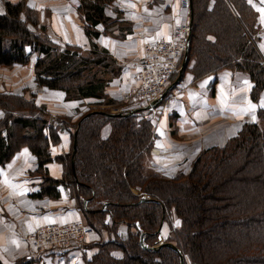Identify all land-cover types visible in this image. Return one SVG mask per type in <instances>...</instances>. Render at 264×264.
Instances as JSON below:
<instances>
[{"label": "trees", "instance_id": "trees-1", "mask_svg": "<svg viewBox=\"0 0 264 264\" xmlns=\"http://www.w3.org/2000/svg\"><path fill=\"white\" fill-rule=\"evenodd\" d=\"M113 1L82 0L79 7L92 41L90 55H83L75 45H57L27 0L5 1V10L0 13V65L29 63L31 48L39 53L37 84L63 90L69 99L94 98L102 104L108 79L98 76V70H114L115 60L93 37L101 34L98 24L109 28L112 23L105 7ZM210 1L190 0L193 24L184 72H189L194 82L215 76L212 93L222 70L246 72L254 85L250 95L258 101L264 90V53L252 38L259 30V9L247 0ZM106 101L114 103L111 98ZM16 103L18 100L10 96L0 98V109L5 113L0 118V165L27 146L37 157L36 171L43 179L40 192L34 196L57 198L58 187L71 183L96 231L110 227L106 218L98 215L114 219L112 232L116 233L125 220L134 227L126 240L117 234L94 244L97 250L87 264H180L176 250L168 246L151 250L140 243L142 232L147 245L158 241L159 227L166 222L168 212L174 213L180 224L172 227L173 235L165 241L180 248L184 264H264V108L258 109V122L243 124L225 145L203 150L189 172L169 177L151 167L157 139L155 117L145 113L110 116L96 110L89 116L92 111L85 113L75 124L66 119L57 126L39 116L41 110L34 115L12 113ZM18 106L23 108L22 103ZM109 123L111 132L103 137L102 129ZM64 126H71L64 129L71 132L72 151L54 159L51 145L60 141L59 131ZM22 129L29 132L21 134ZM53 160L63 164V178L48 174L47 165ZM133 186L151 200L139 202ZM85 199L89 200L87 207ZM96 199L100 201L97 207L89 209ZM104 202L112 208L106 206L103 213ZM34 262L24 257L14 264Z\"/></svg>", "mask_w": 264, "mask_h": 264}, {"label": "crops", "instance_id": "crops-1", "mask_svg": "<svg viewBox=\"0 0 264 264\" xmlns=\"http://www.w3.org/2000/svg\"><path fill=\"white\" fill-rule=\"evenodd\" d=\"M5 1L19 0H0V13L4 12ZM247 1L259 9V30L253 36L264 53V11H261L264 9V0ZM28 2L38 8L41 17L47 20L50 37L55 43L75 45L86 51L91 49L86 21L79 10L82 0ZM105 14L112 19V23L109 28L103 23L98 24L96 27L101 34L97 38L93 37V41L115 60L114 70L102 69L109 75L106 94L110 98L114 97L112 99H119L120 93L132 83L134 65L142 57L144 45L152 40L170 38L175 26L188 20L189 16L180 0H114L105 7ZM28 51L32 52L31 57H35L31 59L33 63L28 66L15 64L10 68L3 66L12 78L23 72V86L26 80L34 77L32 67L39 55L31 48ZM183 79L177 87L169 89L171 92L168 91L155 117L159 138L152 150L153 159L160 161L165 158L162 156H167L165 166L174 173L182 167L189 170L201 148L225 145L241 128L242 122L251 119L250 116L256 119L255 110L259 105L264 107V93L261 104L251 100L253 83L247 73L222 70L217 76L215 94H210L215 80L213 75L193 82L192 75L186 73ZM38 99V103L44 104L48 113L68 115L81 104L94 100L69 99L65 91L46 86L40 88ZM235 117L239 118L237 123ZM223 124L226 129L218 133ZM110 132L111 127L106 125L102 129L103 137H108ZM59 136V144L51 145L54 159L67 153L72 145L70 131L60 130ZM187 139L191 140V144ZM180 141H184V146H177L180 150L175 151L176 143ZM178 159L179 162L186 161L176 164ZM37 167V157L28 147H22L9 162L0 165V261L2 264H14L20 258L30 257L35 260L34 264H86L97 250L93 245L108 239L105 232H88L83 245L71 243L38 249L34 244L33 237L39 227L85 221L78 199L67 183L58 187L60 196L57 198L34 196L40 192L43 181L42 176L33 174ZM47 171L51 177L60 179L64 166L53 160L47 165ZM179 224L176 220L175 225Z\"/></svg>", "mask_w": 264, "mask_h": 264}, {"label": "rangeland", "instance_id": "rangeland-1", "mask_svg": "<svg viewBox=\"0 0 264 264\" xmlns=\"http://www.w3.org/2000/svg\"><path fill=\"white\" fill-rule=\"evenodd\" d=\"M215 2V0H211L210 1V3H214ZM5 3V2H4ZM27 3L30 5V6H32L29 2H28V0H27ZM180 3H181V6H182V8L184 9V10H186L187 12H188V20H184V21H182V22H180L179 24H177L176 26H178V25H181V24H183L184 22H186V21H191V18H192V20H193V16L191 15V8L189 9V8H187V7H185V6H183L182 5V2H181V0H180ZM32 7H34V6H32ZM190 7H191V5H190ZM3 8V7H2ZM35 8V7H34ZM35 9H37V11H38V15H39V18H40V21L41 22H43V23H45L46 24V26H47V33L49 34V29H48V23H47V20L45 21L42 17H41V11L38 9V8H35ZM4 10H5V7H4ZM43 16V15H42ZM259 19V15H258V18H257V20ZM262 20V19H261ZM260 26V25H259ZM192 32V31H191ZM49 36H50V34H49ZM254 37L255 36H253V38L252 39H254ZM51 38V37H50ZM57 45H59L61 48H65V45H61V44H58V43H56ZM99 47H100V45H98ZM101 49L103 48V47H100ZM104 49V48H103ZM91 50H92V41H91V49L90 50H83V49H81V53L83 54V55H90V52H91ZM34 56V55H33ZM31 57L30 58V62L29 63H27V64H23L24 66H28L29 64H31V62L33 63L34 61H32L31 59H34L35 57ZM181 62H182V60H181ZM182 64V63H181ZM34 65H35V63L33 64V67H34ZM2 67L4 66V65H1ZM113 66H115V64L113 65ZM0 67V98H7V97H11V98H14L16 101L18 100V103H22L23 104V108H20L19 106H18V103H16V110H13V112L12 113H15L16 115H18V114H20V111H22L24 114H38V111L37 110H41L42 111V114L41 115H39V116H42L43 118L45 117V119H48V122H49V125H51V124H55V125H57V126H60V125H62V123H63V121L64 120H70L71 122H72V124H75L76 122L75 121H77L81 116H83L85 113H87V112H89V111H95V110H104V111H112V109H115V106H121L120 104H121V97H122V94H123V92L125 91H123V92H121L120 93V95H121V97H120V95L119 96H117L119 99H113L114 100V103L113 104H107V103H105V102H107L106 100H108V99H110V97H108V95L106 94L105 95V98L103 99V101H102V104H100V102H99V100H97V99H94V100H92V101H89V102H86V103H83V104H81L79 107H78V109L76 110V111H74L72 114H70V115H68V114H58V113H56V112H51V113H48V110H45L44 109V104H40V103H38V95H39V91H40V88L42 87V86H40L39 84H37V82H36V80H35V67L33 68L32 67V73L34 74V77L32 78V80H26L25 81V86H23V82H24V79H23V76H22V74H23V72L21 73V74H16V78H12V76H11V73L8 71V70H6L5 68H10V67H12V66H5V68L3 67ZM105 69H99L98 70V76H100V77H103V78H108L109 77V75H107L106 73H105V71H104ZM231 70V69H230ZM233 72H242V73H246V72H243V71H234V70H232ZM92 73H94V70L92 71ZM186 73H189V72H184V76L186 75ZM190 74V73H189ZM133 75V74H132ZM191 75V74H190ZM178 76V75H177ZM184 76H182L183 78H184ZM182 77H181V79H182ZM177 78V77H176ZM176 80V79H175ZM175 80H172V82L170 83V85L171 84H173V82L175 81ZM184 80V79H183ZM182 80V81H183ZM192 80H193V76H192ZM181 81V80H180ZM179 81V82H180ZM179 82H178V84H177V86L179 85ZM194 82V81H193ZM169 85V86H170ZM177 86H174L173 88H175V87H177ZM254 85L252 84V87H253ZM106 89H107V87H106ZM211 90V89H210ZM14 92H16V93H14ZM170 92V91H169ZM211 93L210 94H215V90H214V93H212V90L210 91ZM264 93V90L261 92V94H260V98L258 99V101H254L253 99H252V97H251V95H250V98H251V100L252 101H254V102H256V103H258V104H261L260 103V99H261V97H262V94ZM112 98H114V97H112ZM111 98V99H112ZM167 98V97H166ZM164 101H165V98H164V100L162 101V103L161 104H163L164 103ZM161 104H159L160 106H161ZM107 105H109V106H107ZM158 105V106H159ZM159 106V107H160ZM158 107V108H159ZM36 108V110H34ZM259 108H264V107H262V106H260L259 105V107H258V109ZM258 109L257 110H255V113H256V119H255V121L254 122H258V115H257V113H258ZM32 111H34V112H32ZM158 112H159V109L158 110H156V111H147V112H144V113H146V115H149V116H152V117H156L157 115H158ZM4 115H5V113H4V111L2 110V109H0V118L2 119L3 117H4ZM13 115V114H12ZM15 116V115H14ZM250 118L251 119H248L247 121H244V122H242L241 124L243 125V124H245V123H247V122H253L252 120H253V117H251L250 116ZM239 120V118H237V117H235V123H237V121ZM110 127H111V124L109 123L108 124ZM72 126V125H71ZM71 126H64L63 128H61V130H65L64 128H71ZM225 126L226 125H222V127L220 128V130H218V133H221L224 129H226L225 128ZM59 128V127H58ZM4 130V129H3ZM239 131V130H238ZM237 131V132H238ZM21 134H24V133H26V132H29L28 131V129H22V130H20L19 131ZM71 133V132H70ZM215 135H216V133H214ZM236 135V134H235ZM157 138H159V136L157 137ZM186 141H188L190 144H191V140L190 139H187ZM228 141V140H227ZM156 142V141H155ZM155 142H154V147H153V149L155 148ZM184 141H180L179 143H176V146H175V148L174 149H176L175 151H179L180 150V148L179 147H177V146H179V145H182V146H184V143H183ZM227 143V142H226ZM58 144H59V142H58ZM215 146H221V145H215ZM223 146V145H222ZM24 147H27V146H24ZM210 147H212V146H209V147H203V148H201V150L198 152V156H199V154H201L202 153V151L203 150H205V149H207V148H210ZM29 148V147H28ZM187 148H185V150H186ZM20 150V149H19ZM18 150V151H19ZM72 151V145H71V147H70V149L68 150V152L67 153H65L63 156H67V155H69V153ZM174 151V152H175ZM33 153V152H32ZM35 155V154H34ZM162 157H167V156H162ZM161 159L160 161H156L155 159H153V155H152V160H151V167L154 169V170H156V171H158V172H160V173H162L163 175L165 174L166 176H169V177H173V176H175L176 174L178 175V174H180V173H182V172H184V173H187V172H189L190 171V169H191V167H192V164H193V162L195 161V159L197 158H195L192 162H191V165H190V169L189 170H187L186 168L185 169H182V168H184V167H182V168H180V169H178L177 171H175V173L174 172H171V171H168V167H166L165 166V162H166V160L168 159ZM178 157H176V158H171V160H175V159H177ZM170 159V158H169ZM186 161V160H185ZM185 161H182V162H179V159H178V161H177V163L176 164H183V163H185ZM9 162V161H8ZM157 162V163H156ZM187 170V171H186ZM33 174L34 175H38V173H37V171H34L33 172ZM63 175H64V173H63ZM61 178H63V176L61 177ZM68 184V183H67ZM69 186H70V188H72V193L76 196V197H79V195L77 194L78 192H77V189L75 190V186L74 185H72L71 183L70 184H68ZM132 192L135 194V195H140L139 197H140V199L143 197V196H149L147 193H145V192H143V191H141L138 187H136V186H133L132 187ZM78 195V196H77ZM150 197V196H149ZM99 200L98 199H96V200H94L93 202H91L90 204H89V209H92V208H95V207H97V205L99 204ZM105 203V202H104ZM109 202H107V209H110V208H112L111 206H109L110 204H108ZM81 209H82V207H80ZM99 208V210H101V207H98ZM82 211H83V213H84V210L82 209ZM103 213H104V211H103ZM98 216H101V217H105L106 218V222L110 225V227L109 228H106L105 230H104V232L106 233V237L107 238H114V237H116V235L118 234L119 235V237L122 239V240H126V239H128V237H129V233H130V231H132L133 229H134V227H133V225L132 224H130L129 222H127L126 220L125 221H122L121 223H120V225L118 226V229H117V231H116V233L115 232H112L113 230H111V226H112V224H113V222H114V219L110 216V215H107V216H103V215H98ZM84 217H85V221L83 222V224H85L91 231H94L95 230V228H93L90 224H89V222H88V220H87V218H86V216H85V213H84ZM108 218H110V221L108 222L107 220H108ZM176 220H177V222H180L179 221V218L174 214V213H171V212H168V214H167V218H166V222L164 221V223L162 222V224L160 225V227H159V236H161L162 237V241H164V242H167V241H165V240H168V238H170V236H172L173 235V229H172V227L173 228H175L176 227V225H175V222H176ZM105 237V238H106ZM168 242H171V241H168ZM173 243V242H172ZM152 245H155V243H153ZM177 246V245H176ZM178 247V246H177ZM179 248V247H178ZM21 259H23V258H20L18 261H20ZM18 261H16V262H18ZM15 262V263H16ZM88 262H86V264H87ZM189 264V263H188Z\"/></svg>", "mask_w": 264, "mask_h": 264}, {"label": "built area", "instance_id": "built-area-1", "mask_svg": "<svg viewBox=\"0 0 264 264\" xmlns=\"http://www.w3.org/2000/svg\"><path fill=\"white\" fill-rule=\"evenodd\" d=\"M181 2L190 9V0ZM190 30V22L186 21L175 26L170 38L152 40L144 45L142 57L134 65L132 83L122 94L121 106H115L114 110L129 111L146 107L162 96L171 82L172 75L181 67ZM159 106L139 113L156 111ZM90 231L83 223L44 225L37 229L33 241L38 249L71 243L83 245Z\"/></svg>", "mask_w": 264, "mask_h": 264}, {"label": "water", "instance_id": "water-1", "mask_svg": "<svg viewBox=\"0 0 264 264\" xmlns=\"http://www.w3.org/2000/svg\"><path fill=\"white\" fill-rule=\"evenodd\" d=\"M192 24H193V20L191 18V21H190V27L192 29ZM190 39H191V30L189 32V35H188V44L186 46V51H185V55H184V58H183V62L181 64V67L179 69V75L177 77V79L173 82V84L170 86L172 87L173 85L177 84L179 82V80L181 79V77L183 76V72H184V67H185V64H186V61H187V58H188V53H189V45H190ZM167 94V91L162 95L161 98H159L158 100H156L155 102H153V107H156L158 104H160L164 97L166 96ZM152 107L150 106H146V107H142V108H135V109H131L129 111H122V112H107V111H104V110H100L101 112H104L110 116H123V115H132V114H136V113H139L140 111H144V110H147V109H150ZM96 111V110H95ZM95 111H92L90 112L87 116L91 115L92 113H94ZM85 116V117H87ZM76 144H77V131L75 132V139H74V147L76 148ZM75 148H74V151H75ZM151 198L148 196H143L139 202H143V201H150ZM88 199H85L84 200V206L87 207V204H88ZM106 206H107V202L104 203L103 207H102V210H106ZM138 225V223H137ZM140 243L142 245L143 248H148V249H153V250H158L160 249L162 246H168L174 250H176L179 255H180V264H184V255L183 253L181 252L180 248H178L174 243L172 242H164L162 241V237L159 236L158 238V241L155 243V245H152V246H149L146 244L145 242V233L142 232L141 235H140Z\"/></svg>", "mask_w": 264, "mask_h": 264}, {"label": "bare ground", "instance_id": "bare-ground-1", "mask_svg": "<svg viewBox=\"0 0 264 264\" xmlns=\"http://www.w3.org/2000/svg\"><path fill=\"white\" fill-rule=\"evenodd\" d=\"M190 28H191V27H190ZM184 55H185V54H184ZM183 58H184V57H183ZM183 58H182V62H183ZM134 67H135V66H134ZM174 74H175V73H174ZM174 74H173V75H174ZM173 75H172V76H173ZM178 75H179V70H178ZM177 77H178V76H177ZM176 79H177V78H176ZM180 80H181V79H180ZM180 80H179V81H180ZM171 82H172V78H171ZM171 82H170V83H171ZM177 84H178V83H177ZM177 84H175V85H173V86H176ZM169 85H170V84H169ZM171 85H172V84H171ZM171 85H170V86H171ZM170 86H168V87L166 88V90L163 92V94H164L166 91H167V94H168L169 89L173 87V86H172V87H170ZM163 94H162V95H163ZM167 94H166V95H167ZM161 97H162V96H160V98H161ZM165 97H166V96H165ZM165 97H164V98H165ZM157 100H158V99H157ZM163 100H164V99H163ZM155 101H156V100H154L153 102H155ZM153 102L151 103V105H147V106L153 107ZM161 103H162V102H161ZM161 103H160V104H161ZM158 105H159V104H158ZM158 105H157V106H158ZM157 106H156V107H157ZM108 112H109V111H108ZM111 112H122V111L112 109Z\"/></svg>", "mask_w": 264, "mask_h": 264}, {"label": "snow or ice", "instance_id": "snow-or-ice-1", "mask_svg": "<svg viewBox=\"0 0 264 264\" xmlns=\"http://www.w3.org/2000/svg\"><path fill=\"white\" fill-rule=\"evenodd\" d=\"M261 11H264V9H262ZM252 107H254V106H252ZM253 120H255V117H253ZM7 182V181H6ZM177 223H179V222H177Z\"/></svg>", "mask_w": 264, "mask_h": 264}]
</instances>
